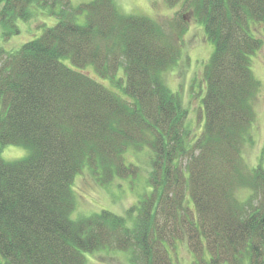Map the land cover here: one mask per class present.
<instances>
[{"label":"trees","instance_id":"obj_1","mask_svg":"<svg viewBox=\"0 0 264 264\" xmlns=\"http://www.w3.org/2000/svg\"><path fill=\"white\" fill-rule=\"evenodd\" d=\"M181 1L215 45L196 139L163 78L181 48L157 20L114 0H0L6 38L22 21L57 17L18 49L0 46V144L29 149L21 159L0 155V264H86L83 252L101 248L130 250L136 264H174L178 237L193 264L204 245L208 264H264V166L248 168L243 156L261 88L251 55L262 46L253 25H264V0H167ZM183 21L174 22L178 36ZM143 145L154 153L153 192L130 207L133 225L109 209L73 219L77 173L89 166L111 179L127 169V149Z\"/></svg>","mask_w":264,"mask_h":264},{"label":"rangeland","instance_id":"obj_2","mask_svg":"<svg viewBox=\"0 0 264 264\" xmlns=\"http://www.w3.org/2000/svg\"><path fill=\"white\" fill-rule=\"evenodd\" d=\"M82 1L89 0H72L73 4H79ZM114 1L125 13L148 15L157 20L167 31H170L169 34L173 40L179 44L181 51L177 63L163 72V78L166 85L180 95L183 106L189 110L188 126L192 129L194 139H196L205 128L206 120L203 109V98L206 94L205 66L215 49L214 43L206 37L203 23L195 18L190 9H182V1L173 7L168 4L167 0ZM181 15H184L183 25L186 30L178 36V29L174 22ZM56 21L55 15L41 14L28 22L22 21L20 34L6 38L0 30V46L5 50H16L25 41L41 35L43 28L39 27L40 22L52 26ZM253 30H255L254 35L262 40L261 48L251 55V68L261 81V88L252 102L255 119L250 129L251 136L243 146V156L248 168L258 164L264 166V25L261 23L253 25ZM64 61L71 64L69 58ZM87 71L108 87L110 86V82L101 78L93 67L87 68ZM28 153L29 149L23 146L13 144L2 146L0 144V155L6 160L21 159ZM153 160L154 153L149 145H143L138 149L130 146L125 152L127 169L111 179L103 178L91 167L85 166L81 172L77 173L72 185L76 202L71 217L76 219L80 216L99 213L102 209H109L125 216L128 225H133L132 220L137 211L129 212L130 207L135 204L139 205L140 200H144L153 192V184L150 180ZM250 194V189L238 192L241 199H247ZM180 218L183 221L184 215L181 214ZM187 241V238L178 237L170 243V253L174 264H193L195 261L196 257ZM203 248L204 257L198 256L197 258H200V264H208V250L205 245ZM83 254L86 264H136L130 250L101 248L84 251Z\"/></svg>","mask_w":264,"mask_h":264}]
</instances>
